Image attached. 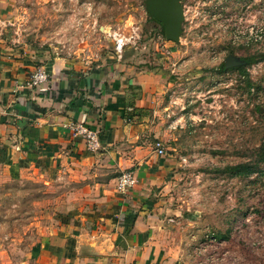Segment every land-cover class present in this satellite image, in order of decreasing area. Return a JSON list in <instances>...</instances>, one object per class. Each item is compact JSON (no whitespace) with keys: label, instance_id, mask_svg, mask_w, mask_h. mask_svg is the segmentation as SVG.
I'll return each mask as SVG.
<instances>
[{"label":"rangeland","instance_id":"rangeland-1","mask_svg":"<svg viewBox=\"0 0 264 264\" xmlns=\"http://www.w3.org/2000/svg\"><path fill=\"white\" fill-rule=\"evenodd\" d=\"M181 3L178 42L152 26L144 0H0V38L95 56L116 52L113 32L130 37L123 51L168 76L156 116L176 167L163 191L169 210L159 238L182 264H264V175L226 169L253 160L264 142V61L222 67L227 55L264 51V0ZM6 187L16 193L0 195V264L21 258L39 228L58 222L70 189Z\"/></svg>","mask_w":264,"mask_h":264},{"label":"crops","instance_id":"crops-1","mask_svg":"<svg viewBox=\"0 0 264 264\" xmlns=\"http://www.w3.org/2000/svg\"><path fill=\"white\" fill-rule=\"evenodd\" d=\"M75 53L0 38V195L29 181L70 188L58 222L6 264H182L159 238L176 167L154 147L168 135L156 116L168 76L127 49ZM37 67L47 80L25 87ZM76 122L98 132L99 150L72 133ZM128 170L137 183L119 192L116 179Z\"/></svg>","mask_w":264,"mask_h":264},{"label":"built area","instance_id":"built-area-1","mask_svg":"<svg viewBox=\"0 0 264 264\" xmlns=\"http://www.w3.org/2000/svg\"><path fill=\"white\" fill-rule=\"evenodd\" d=\"M112 38L114 40L115 51L117 52V55L120 56L126 43L130 41V37H126L125 35H122L118 32H113ZM46 80H47V72L42 67H37L24 81V86L28 88H35L41 85ZM67 126L74 135L81 136L84 139L86 148L88 150L90 151L99 150L100 147L99 136L96 130L87 127L85 124L81 122L69 123ZM154 147L158 155L165 154L161 140L159 139L155 140ZM136 183L137 180L132 171L129 170L123 171L116 179L115 189L119 192H125L129 188L133 187Z\"/></svg>","mask_w":264,"mask_h":264},{"label":"water","instance_id":"water-1","mask_svg":"<svg viewBox=\"0 0 264 264\" xmlns=\"http://www.w3.org/2000/svg\"><path fill=\"white\" fill-rule=\"evenodd\" d=\"M146 13L160 22L164 28V37L167 40L178 42L182 32L184 9L180 0H144ZM245 63L234 55H227L224 59V67Z\"/></svg>","mask_w":264,"mask_h":264},{"label":"trees","instance_id":"trees-1","mask_svg":"<svg viewBox=\"0 0 264 264\" xmlns=\"http://www.w3.org/2000/svg\"><path fill=\"white\" fill-rule=\"evenodd\" d=\"M149 17L150 19L161 25L160 22L156 21L151 16ZM161 31L164 35V28L162 25H161ZM256 57H258V54H250L248 56L243 57L242 59L245 61V65H249L257 59H261L264 61V51L260 52L258 58ZM222 67L224 68V65H222ZM260 164H262V166ZM226 169L232 171L233 174L239 176H245V175L249 176L253 173H257V175L260 176L264 175V142L256 149L255 157L253 158V160L247 161L245 163L228 165Z\"/></svg>","mask_w":264,"mask_h":264},{"label":"flooded vegetation","instance_id":"flooded-vegetation-1","mask_svg":"<svg viewBox=\"0 0 264 264\" xmlns=\"http://www.w3.org/2000/svg\"><path fill=\"white\" fill-rule=\"evenodd\" d=\"M182 0H180V2H181ZM182 4V3H181ZM183 5V4H182ZM157 21V20H156ZM161 24V23H160ZM162 25V24H161ZM160 25V26H161ZM163 26V25H162ZM239 60H243L242 58H238ZM241 65H245V63H243V64H241ZM241 65H237V66H241ZM237 66H233V67H237ZM233 67H230V68H233Z\"/></svg>","mask_w":264,"mask_h":264}]
</instances>
